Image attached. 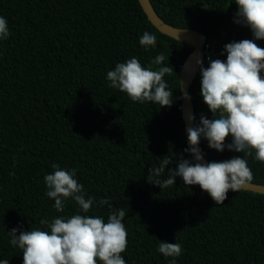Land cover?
Returning a JSON list of instances; mask_svg holds the SVG:
<instances>
[{
	"label": "trees",
	"instance_id": "16d2710c",
	"mask_svg": "<svg viewBox=\"0 0 264 264\" xmlns=\"http://www.w3.org/2000/svg\"><path fill=\"white\" fill-rule=\"evenodd\" d=\"M161 19L191 29L223 45L253 39L233 22L234 0H151ZM0 16L9 36L0 40V259L21 264V249L8 243L7 231L43 227L39 220L79 211L68 198L62 211L45 196L43 176L50 164L74 168L85 198L94 204L87 215L107 218L114 207L125 210L126 264H167L157 239L181 245L176 264H264V194L228 190L221 204L199 185L180 177L160 188L146 179L148 169L166 156L167 169L187 146L181 113L179 72L193 48L160 33L138 0H0ZM155 36L147 50L138 37ZM264 48V39L254 41ZM157 54L161 65L152 61ZM135 56L141 66L174 68L162 79L173 95L170 106L133 102L110 87L106 72ZM206 67V66H205ZM200 72L189 94L195 124L200 114L213 118L199 94ZM230 142V137L225 138ZM199 148L208 161L243 155ZM245 157L250 182L264 185V163ZM185 158L187 153L183 154Z\"/></svg>",
	"mask_w": 264,
	"mask_h": 264
},
{
	"label": "clouds",
	"instance_id": "9594fccd",
	"mask_svg": "<svg viewBox=\"0 0 264 264\" xmlns=\"http://www.w3.org/2000/svg\"><path fill=\"white\" fill-rule=\"evenodd\" d=\"M237 8L233 22L246 26L253 39H241L223 45L225 59H209L207 67L197 59L200 72L199 94L213 118L200 114L198 123L186 127L187 146L177 156L175 168H168L166 178L161 179L169 159L164 158L156 167L148 169L147 181L161 189L174 184L180 177L184 185H199L201 190L221 204L228 190L238 192L252 180L247 166V157L254 150V159L264 163V48L254 41L264 39V0H234ZM9 28L5 17L0 16V40L7 39ZM155 36L147 30L138 37L141 46L148 49L154 44ZM217 47V43L215 48ZM204 50V47H203ZM163 55L157 54L153 63L161 65ZM174 71L173 66L152 69L141 66L135 56L117 62L106 72L110 87L126 92L133 101H151L160 107L173 103L172 91L162 79L165 73ZM180 81V87H182ZM184 98L190 99L187 92ZM189 121L195 119L188 115ZM230 137V142L225 138ZM206 140L210 149L222 152L225 149L243 155H234L222 161H203L199 148L201 139ZM184 153L188 154L185 158ZM52 171L43 176L45 196L54 200L53 207L62 211L68 198L75 201L79 211L70 216H56L49 221L39 220L43 227H31L24 231L13 227L7 231L8 243L21 249V264H126L120 253L126 248V229L122 223L126 213L114 207L106 199L111 211L107 218L87 215L94 204L93 197L85 198L83 186L76 178L74 168H63L57 163L50 164ZM157 252L163 254L167 264H176V257L182 251L177 242L169 243L157 239ZM0 264L9 260L0 259Z\"/></svg>",
	"mask_w": 264,
	"mask_h": 264
},
{
	"label": "water",
	"instance_id": "95a60500",
	"mask_svg": "<svg viewBox=\"0 0 264 264\" xmlns=\"http://www.w3.org/2000/svg\"><path fill=\"white\" fill-rule=\"evenodd\" d=\"M138 1L144 13L146 14L148 20L160 33L169 36L177 41L186 43L193 48L191 54L182 65L181 70L179 72L180 81L183 82L181 87V94L182 92H187L189 94L190 86L193 80L195 79V77L197 76V74L199 73V65H197L196 63L197 59L201 60L203 63V56H204L203 47L205 42L207 41L205 35L195 30L176 28L167 24L156 13L151 3V0H138ZM181 113L185 124V129L186 127H191L195 125V120L189 121L188 119L189 114L194 116V107L191 98L190 99L184 98L183 95H182ZM185 136L187 142L186 130H185ZM203 161L205 163L208 162V160L204 156H203ZM241 190L264 194V185L249 182Z\"/></svg>",
	"mask_w": 264,
	"mask_h": 264
},
{
	"label": "built area",
	"instance_id": "2783aa9c",
	"mask_svg": "<svg viewBox=\"0 0 264 264\" xmlns=\"http://www.w3.org/2000/svg\"><path fill=\"white\" fill-rule=\"evenodd\" d=\"M213 45V46H211ZM216 42L214 41H206L204 44V56H203V64L207 67L209 59H217L218 56L215 50Z\"/></svg>",
	"mask_w": 264,
	"mask_h": 264
},
{
	"label": "rangeland",
	"instance_id": "374dc122",
	"mask_svg": "<svg viewBox=\"0 0 264 264\" xmlns=\"http://www.w3.org/2000/svg\"><path fill=\"white\" fill-rule=\"evenodd\" d=\"M234 40L233 34H232V41Z\"/></svg>",
	"mask_w": 264,
	"mask_h": 264
},
{
	"label": "bare ground",
	"instance_id": "6f19581e",
	"mask_svg": "<svg viewBox=\"0 0 264 264\" xmlns=\"http://www.w3.org/2000/svg\"><path fill=\"white\" fill-rule=\"evenodd\" d=\"M211 46H213V45H211Z\"/></svg>",
	"mask_w": 264,
	"mask_h": 264
}]
</instances>
